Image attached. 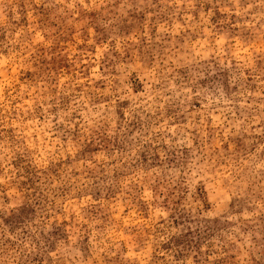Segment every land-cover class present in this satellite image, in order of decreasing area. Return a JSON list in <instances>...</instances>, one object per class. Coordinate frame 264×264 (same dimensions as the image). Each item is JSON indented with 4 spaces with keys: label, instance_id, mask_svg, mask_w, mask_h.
<instances>
[{
    "label": "rangeland",
    "instance_id": "1",
    "mask_svg": "<svg viewBox=\"0 0 264 264\" xmlns=\"http://www.w3.org/2000/svg\"><path fill=\"white\" fill-rule=\"evenodd\" d=\"M0 264H264V0H0Z\"/></svg>",
    "mask_w": 264,
    "mask_h": 264
}]
</instances>
